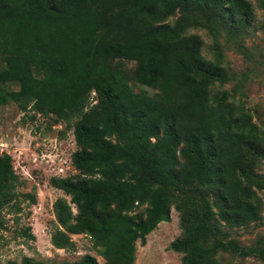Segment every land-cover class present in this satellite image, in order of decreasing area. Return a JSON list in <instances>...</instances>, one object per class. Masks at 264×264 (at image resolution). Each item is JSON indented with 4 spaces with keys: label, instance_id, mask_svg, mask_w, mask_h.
Instances as JSON below:
<instances>
[{
    "label": "trees",
    "instance_id": "1",
    "mask_svg": "<svg viewBox=\"0 0 264 264\" xmlns=\"http://www.w3.org/2000/svg\"><path fill=\"white\" fill-rule=\"evenodd\" d=\"M253 18L249 0H0V105L79 118L70 158L85 177L50 178L69 196L52 205L54 248L83 234L105 264H133L136 241L170 221L173 207L180 234L168 249L179 264H223V254L264 260V239L249 247L230 236L259 218L264 134L223 88L221 54L206 57L193 31L247 28ZM19 183L1 153L0 210L16 204ZM139 204L143 212L131 214ZM66 264L99 262L85 253Z\"/></svg>",
    "mask_w": 264,
    "mask_h": 264
},
{
    "label": "rangeland",
    "instance_id": "2",
    "mask_svg": "<svg viewBox=\"0 0 264 264\" xmlns=\"http://www.w3.org/2000/svg\"><path fill=\"white\" fill-rule=\"evenodd\" d=\"M249 1L254 8L250 27L215 24L213 31H193L201 36L202 52L206 57L221 54L227 74L223 88L232 91L235 98L244 104L264 134V0ZM124 66L131 70L135 62L124 61ZM130 85L136 92L141 88L133 80ZM11 87L18 89L17 83ZM153 92L148 88L150 95ZM94 103L95 95L91 93L87 109ZM78 119L76 117L67 123L52 113L42 115L29 108L21 111L13 102L0 105V154L6 152L11 156L13 169L20 181L16 187L19 193L16 204L0 210V264L9 260L20 261L24 256L41 260L43 264H66L77 261L85 253L95 256L99 264H105L89 236L71 235L74 245L69 249H56L50 242L54 229L53 202L58 197L69 200L62 190L51 185L50 178L85 177L73 167L70 158L77 147L73 126ZM257 172L264 184V159L260 161ZM256 192L262 201L259 218L230 230L231 237L249 247L258 246L264 239V187L256 188ZM23 193L32 194L35 203L23 198ZM145 207L146 204H139L131 214H140ZM170 217V221L159 222L155 226L144 244L136 241L133 264L180 263L181 255L168 249L170 242L180 234L178 214L173 207ZM221 261L223 264H264L263 259L253 255L223 254Z\"/></svg>",
    "mask_w": 264,
    "mask_h": 264
}]
</instances>
